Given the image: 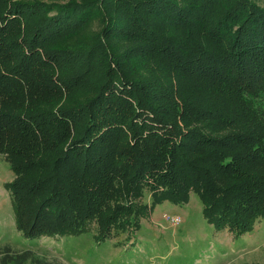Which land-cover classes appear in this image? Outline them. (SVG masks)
I'll list each match as a JSON object with an SVG mask.
<instances>
[{"label": "trees", "instance_id": "obj_1", "mask_svg": "<svg viewBox=\"0 0 264 264\" xmlns=\"http://www.w3.org/2000/svg\"><path fill=\"white\" fill-rule=\"evenodd\" d=\"M0 153L26 238L92 221L98 242L139 229L146 189L153 204L195 192L217 230H253L264 218V5L0 0ZM5 249L0 264L30 257Z\"/></svg>", "mask_w": 264, "mask_h": 264}, {"label": "rangeland", "instance_id": "obj_2", "mask_svg": "<svg viewBox=\"0 0 264 264\" xmlns=\"http://www.w3.org/2000/svg\"><path fill=\"white\" fill-rule=\"evenodd\" d=\"M256 1L264 5V0ZM99 27L95 20L79 38L94 35ZM15 178L0 153V260L9 246L11 256L29 253L24 264H264V218L240 236L228 229L217 230L204 216L203 203L195 192L183 205L167 200L153 204L146 189L140 201L149 209L147 216L140 218L139 229L120 231L104 242L96 241L95 221L79 235L26 238L16 225L6 186Z\"/></svg>", "mask_w": 264, "mask_h": 264}]
</instances>
